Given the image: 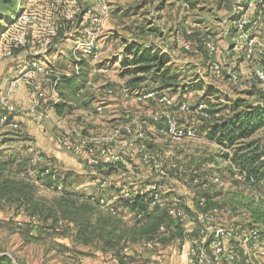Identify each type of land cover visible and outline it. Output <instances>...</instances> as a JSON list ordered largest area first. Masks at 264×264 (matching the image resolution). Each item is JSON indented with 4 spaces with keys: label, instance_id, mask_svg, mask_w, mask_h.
<instances>
[{
    "label": "rangeland",
    "instance_id": "rangeland-1",
    "mask_svg": "<svg viewBox=\"0 0 264 264\" xmlns=\"http://www.w3.org/2000/svg\"><path fill=\"white\" fill-rule=\"evenodd\" d=\"M2 1L3 0H0V47L1 40L4 38V36H2L4 34H1L2 30L7 29L8 27L11 28L9 23L12 20L14 21L22 12H30L32 10L34 11L37 5L35 3L41 2V0H11L13 3L10 6H5L3 5ZM45 1L47 3L49 0ZM109 1L112 3L110 4L112 8L110 10L111 17L109 28L112 31L114 30L115 34L113 33V35H109L106 45H104L103 50H101L99 60H90L91 63L89 62V64L90 70H92L93 66L97 67L104 60H109L110 64L107 67V70L110 71L111 77V82L109 83L121 85L120 82L123 81H127L126 83H128V77H125L126 75L122 74L120 70L116 68V56L121 53L120 51H122V46L119 40L120 37L135 40L147 46H155V48L158 49L159 47H164L166 45V41L170 40L168 39L169 32L167 35H164V37L160 36L161 30L165 29L167 31V29L170 27L173 28L174 26L178 25L177 21L179 18L178 12L175 11V7H170L166 9L161 16H158V19H156L155 8L158 7L159 4L156 3L155 0ZM192 1L194 6L191 9V21L194 23V25H196V30H201L209 34L207 42H215L219 49L218 53L211 54L209 56V53L205 51V49L194 54H186L180 51L174 55L175 61H172V64H170L168 56H165L166 58L164 56L162 57L168 61L166 68L169 69V72L173 75H177L179 79L176 87L177 94L174 92V89H171L170 92H167L170 96H174L176 100V106L172 109L176 117V121L179 126H194L196 128L205 119L209 118L208 120L213 121L212 116L210 114L208 115L207 113L208 110L211 112L216 110H224L220 115H226L229 113L228 107L238 100H243L249 105H256L258 102L262 101L264 85L255 80H249L246 82H241L238 80V83L235 84L232 78L234 76H237L240 79L245 78L242 70L238 68L239 63L235 69L232 64H235L237 61L250 64L242 55L239 58H235L233 53H230V50L233 48L226 51L225 48L229 39L227 37L228 40H223L222 38H225V36L223 33H220L223 20L230 16L233 11L234 2L237 0ZM94 2L99 3V0H94ZM163 4L165 5V3ZM161 6L162 5H160V7ZM153 21L157 28H155L153 31H150V25L153 23ZM157 29H159V31H156ZM231 34H235L234 26L229 34V37H231ZM31 47L36 48L38 46L35 44ZM58 47H61L65 54L69 55L70 47L73 46H71L68 41H64L63 43H59ZM18 52L16 54H18ZM27 53L34 54V52H30L29 48ZM26 55L27 54H25V57ZM52 55L50 59L52 61L51 63H54V65H56V63L67 64L66 60L60 59L59 57L55 58ZM214 62L222 66V73L220 75L212 73L211 65ZM254 62V64H257V62L260 61L256 60ZM51 63H48L47 65L45 64L44 66L49 70V74L37 75L36 78L40 83L41 91L50 98L49 104L53 105L57 99L51 97V83L55 79L51 72L58 71L62 73V70L53 68L52 65H50ZM244 63V66L247 65ZM262 64H264V62ZM18 65V61L14 55L12 57H6L3 50L0 51V117L5 110L3 99L6 97L7 91L6 79L9 78V75L12 72H16L18 70ZM85 71L86 70H84V72ZM18 76H20V74H18ZM92 79L93 83L89 85H85V83L83 84V81L79 82L84 85L81 89L83 94H95L97 91L96 87L104 84L102 82L98 83L95 81L94 77ZM26 86L30 95V104L32 105L36 95L29 85ZM142 89L154 90L151 88V86H145ZM185 89L187 90L186 94H184ZM65 91L66 90L61 92L58 86V95H63ZM72 97L69 95L68 100L71 101ZM72 102L75 105H78V101L72 99ZM12 103L15 105L16 110L20 111V113H29L28 111L31 106L30 104L28 105V110L26 112V110L22 109V106H18L13 101ZM115 103L117 104V106H115V111L117 112L115 114L116 116H113V118L105 114L104 116L96 115L92 110L88 113V115L84 114V118L81 119L83 120V123L89 127L86 128L88 131L86 133L90 135L91 132L92 136L97 139H111L114 137V141H116L115 145L118 147L117 150L119 151H123L126 149V147H130V151L134 153V161L132 164H134L133 167L138 165V171L148 172L147 169L141 167L140 164V155L142 152L140 148L141 145H145L146 151L149 153L160 155L164 165L172 166L170 179L169 181H166L169 182L168 189H172L174 191V193H168L172 195L171 199L176 198L182 203L191 202V205H195V200L199 194L198 191L195 190L196 184H192L191 179H193L196 175L194 171L195 165L202 160L208 161L209 164H211V168L207 166L204 171L199 172V175L202 176V180L200 181H206L209 186L213 184V178L218 176L223 179L222 175H225V173L230 174L228 164L229 162L223 157L222 154L224 150L220 149L217 144L206 141L204 138H187L172 141L170 138L160 135L158 136L155 132H153L150 127L152 125L150 124L152 123V117L150 115L161 108L159 104L157 105L155 102L136 104L132 101H126L122 99H117ZM181 103H187L191 110H195L203 106V111L208 117L204 114H178L176 110ZM77 107L79 108V105ZM123 111L126 113H135L139 111V113L142 112L147 115L145 116L148 118H145L146 124L142 122L143 125L140 127L141 131L143 127L146 129V133L144 132L142 138H137L136 136H127L122 131L124 123L127 122L126 116L124 118L122 116ZM75 112H77V110ZM73 115L76 117L75 113H73ZM77 118L79 117L77 116ZM72 119L74 118H68L66 122L70 123L73 121ZM116 121H118V123ZM15 123L18 124L17 128L7 126L0 121V161H7L9 163L7 168L8 173L6 172V174L9 175L11 179L19 180L21 178L27 179V177L32 178L35 176H32L34 173V168H40V165H36L34 162L36 153H39L38 148L36 149L35 147V141L33 140L34 138L24 131L25 128L22 127V125L17 120ZM37 125L42 126L44 125V122ZM53 126L51 124V128H53ZM145 129L143 128V130ZM252 140H259L264 145V130L259 131L252 138ZM214 162L216 163L215 165L213 164ZM210 169H215L217 172L212 173ZM56 170L59 171L58 169ZM223 181L225 184L227 183L225 179H223ZM232 185V188L237 186V184H234V182H232ZM35 186L37 188L35 194L36 199L38 200L39 205H41L42 208L46 210L47 214L51 202L54 199L61 198L62 195L60 192L50 189L41 181H36ZM218 188L222 189L220 187ZM228 188L229 185H227V190H221L225 199L222 200L223 197L221 196L220 200L222 201L219 202L220 206L217 207L219 209L220 218L224 216L222 214V210L226 202H228L229 205L232 203H237L240 206L243 205L242 207L248 210L249 206H252L251 208L255 209V201L245 197L240 192L230 194V192H227ZM189 191H191L195 196L192 194H187ZM227 197H229L228 200H226ZM253 197L256 198L255 195H253ZM16 210V205L13 206L11 204H4L0 202V251L9 254L14 264H58L54 260V255H51L53 250L62 253V256L65 258L63 264H77V257L93 258L95 255H93L92 251H98L102 247V245L95 242L94 244L89 245L79 243L74 240V237L71 234L66 235V232L63 229L65 221L61 219L59 220V225L56 226L55 231H43L41 228V236H43V238H41L39 241H35V243L32 244L29 241L24 240V238H22V236L19 234L20 226L16 224ZM222 219H224V217ZM61 223L62 225H60ZM129 235L132 237V239H125L123 241V245L129 246L131 258L134 261L137 257H143L144 254L151 252L149 250H145V243L155 240L163 241L164 238H168V236H166L167 234L163 235L157 233L151 236V240H143L139 238L138 233L135 235V233L130 231V229ZM54 239L60 241L69 240L63 242V244H56L57 242H55Z\"/></svg>",
    "mask_w": 264,
    "mask_h": 264
},
{
    "label": "built area",
    "instance_id": "built-area-1",
    "mask_svg": "<svg viewBox=\"0 0 264 264\" xmlns=\"http://www.w3.org/2000/svg\"><path fill=\"white\" fill-rule=\"evenodd\" d=\"M79 0H70L71 6L75 8L73 12L66 14V19L72 21L76 15L84 14L89 21V26L86 28L84 39L79 41L72 51V58L75 64V73L73 77H80L83 71V61L87 60H99L101 55V46L99 44V37L102 32V26L104 21L109 16L110 10L106 3V0H99L97 7L89 8L84 13L78 6ZM180 5L186 11H191V3L189 0H179ZM248 6L254 9L260 7L264 9V0H237L234 9L231 13L230 19L233 21L235 30L234 40L235 49H238L243 53V56L252 67L247 72V78L249 80H255L264 85V64L254 66L257 59L264 58V34L256 35L253 31L257 28L254 15L247 11ZM42 28L46 34V43L51 45L55 36L58 35L60 26L52 20H47L43 23ZM12 30L16 32L13 35V41L10 49L5 53L6 57H12L14 55V48L26 50L37 43L39 38V30L37 28V21L35 17L29 12H22L11 25ZM196 32V25L190 22L183 30L176 32V41L182 46V49L186 53L191 52L192 42L191 38ZM205 46L210 54L218 53V46L215 42L209 41L205 43ZM35 48V47H33ZM45 65L39 60H32L30 68L27 72L20 76H16L10 81L8 86L6 97L3 99L5 106L4 113L0 117L1 123L17 128L16 122L17 110L15 105L12 103L18 88L20 85H29L35 92V100L29 108V114L31 119L36 124L43 123L46 120H51L49 97H47L42 91L40 83L37 81V75H47L49 70L44 67ZM212 73L220 75L222 73V66L214 62L211 65ZM107 67H101L100 72L106 73ZM54 75V81L51 83L52 96L57 99L54 104L61 102V96L57 93V88L62 79V76L70 77L58 71L51 72ZM93 77L89 76L85 79V85L92 84ZM96 93L100 96L103 95H114L117 92L116 87L113 84L105 83L96 87ZM123 95L128 100H134L137 103L143 104L148 102H155L161 107L157 111L153 112L150 116L152 117L153 123L157 128V133L160 136H164L173 140L182 139H193L197 138L196 128L194 126H179L176 117L173 112V108L176 106V100L174 97L167 94H159L154 90L150 89H136L131 90L130 87H124L122 89ZM53 104V105H54ZM203 106L198 109L191 110L187 103H181L178 106L177 111L182 114H195L205 115ZM103 106L100 103L95 107L97 114L102 113ZM14 116V117H13ZM136 116V117H135ZM143 115H129L127 122L123 125L122 131L127 136H136L142 138L144 131L140 129L142 126ZM80 136L79 140H75L71 133L64 135L62 141L63 148L72 154H81L86 152V148H89L88 158L86 159L88 166H98L102 162L113 164L119 168H127L132 165V170H138L139 167H133L134 164V153L130 151V147H126L125 150H117L114 141V137L111 139H97L94 138L90 132L87 134L86 128L80 129L74 127ZM81 131V132H79ZM141 167L146 168L151 174V182L146 187H135L134 188H121L115 195L109 194L110 184L108 180L103 181L99 185L98 192L96 193H81L83 198L89 200L91 203L100 206L107 210L113 216H120L121 206L127 202H132L136 197L149 195L151 197L150 207H160L164 204L163 197L166 192V188L169 187L171 165H164V162L160 155L155 153H149L146 151L145 145H141ZM132 158V159H131ZM37 163H46L49 168H55L54 163L50 160L45 159L41 155L37 154L34 158ZM236 177L240 178L238 170L234 169ZM196 182V181H195ZM213 182L218 187L224 188L225 183L220 177H215ZM264 185V183H263ZM64 186L59 184L56 191L62 193ZM260 196L264 195V192L259 193ZM203 205V204H201ZM204 206V205H203ZM168 213L171 217H175L181 223L186 222V215L182 209L175 206L167 207ZM122 216L125 217V214ZM199 222L201 223L199 229L198 238L195 239L192 246L186 250L189 257V264H239L245 261L247 264H259L257 261L264 256V231L256 225L248 226H225L223 223V217L219 216V209L217 207L211 208L204 212H198L196 214ZM128 216H126L127 218ZM137 220H141L143 217L142 213H136L133 216ZM62 224V223H61ZM21 226V224L19 223ZM165 228L162 227L163 231ZM236 241L240 248H244L245 252L242 253L238 249H229L225 245V240ZM207 243L211 248V254L205 249L204 244ZM155 246L154 242L146 243V249H153ZM125 264H142L139 261H134L130 258V248L124 250ZM77 264H88L87 261L82 257L76 258Z\"/></svg>",
    "mask_w": 264,
    "mask_h": 264
},
{
    "label": "trees",
    "instance_id": "trees-1",
    "mask_svg": "<svg viewBox=\"0 0 264 264\" xmlns=\"http://www.w3.org/2000/svg\"><path fill=\"white\" fill-rule=\"evenodd\" d=\"M44 1L41 0V2L35 3L37 8L35 7L34 11L25 12L32 14L37 21L39 38L36 45L48 48L65 39L66 34L75 26V19L78 15L72 21L66 19V14L75 10L70 4V0H49L47 3ZM2 3L5 6H10L13 1L3 0ZM193 6L192 4L191 8ZM256 11L259 15V13L264 12V9L257 7ZM47 20H52L60 26L59 33L55 36L51 45L46 43V34L42 28L43 23ZM11 22L9 23L10 25L14 21L12 20ZM88 23L90 22L88 21ZM15 32L9 27L2 30L1 34H4L2 35L4 38L1 40L0 51L3 50L4 55L12 45V38ZM208 37V33L197 32L196 30L191 38L192 47L190 54L198 53L203 49L209 53L206 46H204ZM133 47L132 57H124L121 62L125 71L123 74L129 77L128 85L130 89L136 90L151 86L159 94H162L163 90L166 89H174L177 94L176 87L179 79L177 75H173L166 68L168 61L154 52L153 48L136 44H133ZM19 50V48H14V55ZM83 76H62V87L74 93L79 92L85 83V77ZM81 81H83V84L79 83ZM186 92L187 90L185 89L184 94ZM260 102L262 103L249 105L243 100L235 101L228 107L229 113L226 115H220L224 110L212 112L208 110L206 112L212 116L213 121L208 120L209 118L205 119L196 127L197 138H204L206 141L215 143L222 150H225L222 154L229 162V171L234 172L236 168L240 176L239 182L248 185L250 191H255L258 194L264 192V145L261 141L252 140V138L259 131L264 130V94ZM58 111L61 112L59 109ZM176 112L181 114L177 110ZM39 155L56 165L55 160L47 158L42 153H39ZM35 163L36 165L39 164L40 168H34V173L32 174V176L35 175L34 177L15 180L6 174V172L8 173L9 163L0 161V202L16 205V224L18 226H20L19 223L21 224L19 233L26 241L41 240L43 238L41 236V228L43 231H55L61 219L65 221L63 229L66 235L71 234L77 242L79 241L86 245L96 242L102 245L101 248L104 251L113 252L114 257L121 264H125L124 259L126 257L123 253L129 246L123 245V241L129 238L132 239L129 235V229L135 235L138 233L140 239L151 240L152 235L159 234L160 227L163 224H168L167 226L170 227L176 223L169 217L166 210L159 207L151 208V197L145 195L136 197L132 202H127L121 206L122 211L127 210L133 214H143L142 219L138 221L143 222V224L128 228L117 218L119 216L111 215L107 210L70 190L69 187L75 182V178L71 173L61 174L56 170L57 168H49L46 163ZM213 164L215 165L216 163L214 162ZM207 166L210 167L211 164L205 160L197 163L194 168L196 175L191 179V183L196 184L195 190L199 194L195 200L196 209L201 212L219 207L218 199H220L222 194L214 182L209 186L206 181H200L202 176L199 175V172L204 171ZM210 170L212 173L217 172L215 169ZM36 181L43 182L52 190H56L59 184H62L65 188L61 193L62 197L51 202L47 214L46 210L39 205L36 199ZM251 207L249 206V212L252 213L251 217L264 225V207L262 205L255 206V209ZM120 214L123 213L121 212ZM176 224L177 231L169 239L164 238L162 245L172 241L173 238L182 236L181 226H183V223L177 221ZM0 264H14V262L10 256L0 255Z\"/></svg>",
    "mask_w": 264,
    "mask_h": 264
},
{
    "label": "crops",
    "instance_id": "crops-1",
    "mask_svg": "<svg viewBox=\"0 0 264 264\" xmlns=\"http://www.w3.org/2000/svg\"><path fill=\"white\" fill-rule=\"evenodd\" d=\"M155 2L159 4V6L155 8V12H156L155 18L158 19V16H161L162 13L166 9L170 7L171 8L175 7V11L178 12V18H179L177 21L178 25L174 26L173 28L170 27L169 29H167V31L165 29L161 30L160 36L164 37V35H167L169 32L168 39L170 40L166 41V45L164 47H159L160 49L155 48V46H147L138 41L120 37L119 40L122 46V49H121L122 51H120L121 53L116 56L117 59L115 63H116V68H118L122 74L125 73V71L122 68L121 62L124 57H127V56L132 57L131 52L134 48L133 44L140 45V46L144 45L145 47L153 48L154 52L158 53L160 56H164V57L168 56L170 60V64H172L175 61L174 55H176L177 52L181 51L183 53H186L182 49V46L176 41V32L178 30L185 29L188 23L192 22L191 21V11L184 10L182 6L180 5L179 0H155ZM163 3H165V5ZM190 3L192 6L193 1L191 0ZM235 3L236 2H234V5ZM90 4H93V5H90ZM98 4L99 3L94 2V0L93 1L92 0H79L78 6L82 9L83 12H85L89 8L97 7ZM110 4H112L111 1L107 0V5L109 7V10H111L112 8ZM160 5L162 6L160 7ZM246 8L248 12L254 15V18L256 21L257 28L253 31V33L256 35H263L264 34V12L259 13L258 15L256 9L252 8L251 6H248ZM233 9H234V6H233ZM79 15L75 19V26L73 27V29L69 33H67L65 36V39L60 42V43H63L64 41H68L71 44V46H73V47H70L69 55H66L64 50L61 47H58L59 43L52 47H48V48H42V47L29 48L30 52H34V54L27 53L28 49L27 50L20 49L21 51H19L18 54H16L17 53L16 52L14 55V57H16V60L18 61V64H19L17 67L18 70L16 72H12L9 75V78L6 79L7 89L10 84V81L13 78L18 76V74L22 75L23 73L28 71L32 60H39L44 65L45 64L47 65L48 63L52 62L50 59L52 54H53L52 56H54L55 58L59 57L60 59L66 60L67 64L64 63L65 64L64 65L62 63H56V65H54V63H51L50 65H52V67L57 70H62L61 72L63 73V75L66 74V75H71L70 77H73V74L75 73V64L72 58V51L75 45L79 41H82L84 39L86 28L89 26V23L87 22L86 17L83 14H82L83 16H79ZM230 16L227 17L225 20H223L220 33H223L225 36V38L224 37L222 38L223 40L227 39V37L229 39V40L227 39L228 42L225 48L226 51L233 48L232 50H230V53L231 54L233 53L235 58H239L241 55L243 56V54H240L242 52L239 51L238 49H235V45L237 44L235 43L236 41L234 40V35L231 34V37H229L230 36L229 34L233 28V22L229 21ZM110 17H111V12L109 13V16L106 18L102 26V32L99 37V44L101 46V50H103L104 48L103 46L106 45L109 39V35H113L114 33V30L112 31L109 28ZM150 26H151L150 31H153L155 30V28H157L154 21ZM156 31H159V29H157ZM197 32H203V31L197 30ZM25 54H27L26 57H25ZM30 56L33 58H31ZM257 60H259L260 62H257V64H253L254 66L262 65V63L264 62V58L257 59ZM89 62L91 63V61L87 59L83 61L82 75H84L83 76L85 77L84 79H86L89 76H92L95 78V81H97L98 83L102 82L105 84V82H108V83L111 82L109 70L106 73L100 72L101 67L105 68L109 66L110 64L109 60H104L97 67L93 66L92 70H90ZM238 63H239L238 68L242 70V73L244 74L245 78L240 79L237 76L232 77L235 84L238 83V80H240L241 82L249 81V79L247 78V72L250 69V67H252L251 64H247L246 62L244 63L241 61L240 62L237 61L235 62V64H232L234 66V69L238 66ZM243 63L247 65L244 66ZM228 66H231V65H228ZM84 70H86L85 71L86 73L84 72ZM96 78H99V79H96ZM124 82L125 81L120 82L121 85L110 83L116 87L117 92L114 95L100 96L97 93L85 95L83 94L82 90L74 93L71 90L63 88L62 87L63 80H61L59 83V90L61 92H64V90L66 91L65 93H63V95H61L60 103L50 106V114L52 116L51 120L44 121V125L40 126L32 121L29 113H20V111H18V114H16L15 119L22 125V127L25 128L24 131L30 134L32 138H34L33 140L35 141L36 149L38 148V152L44 154L49 159L55 160L54 161L56 164L55 168H57L59 172H61V174L71 173V175H73V177L77 179V182L75 179V182L69 187L70 190L74 191L77 194L81 195V193H86V192L96 193L98 192L99 185L105 180H108L110 184V187H109L110 195H115L118 192V190L121 188H134L135 189V187L137 188L146 187L147 185H149V183L152 180L150 176L151 174L149 172L138 171V170L134 171L132 170V165L128 166L127 168H119L113 164L102 162L98 166H94V167L88 166L86 159L88 158L87 151L89 150V148H86V152L84 151V153L77 154V155L69 153L63 148L62 141L64 139V135L71 133L72 137L75 140L80 139V136L78 135V133L76 134L74 133V132H77V129L74 127H79L80 129L84 127L89 128L87 127L88 125L86 126V124L83 123L82 119L84 118V114L88 115V113L92 110L93 113L96 115L104 116L105 114L113 118V116H116L115 114L117 112L115 111V106H117L115 101H117V99L132 101L136 104H140L132 99L128 100L124 97L122 89H124V87H129L128 83H126L127 81L125 82L126 84ZM167 92H170V89L163 90L164 94L169 95ZM66 94L68 96L70 95V97L74 96L76 98L75 99L74 97H72L73 100L78 101L79 108L77 107L78 105H75L72 102V99L71 101L68 100V96ZM13 102L16 103L20 107L22 106L23 107L22 109L26 110L27 112L28 105L30 104V95L27 91L26 83L25 85L24 84L20 85L15 97L13 98ZM100 103L103 106V111L102 113L97 114L95 112V107L99 105ZM259 103L261 102H258L257 104ZM58 109L61 110V112H59ZM76 110L77 112H75ZM73 113L76 114V117L75 115H73ZM122 114H123L122 115L123 118L126 116V119L129 115H135V114L141 115L142 114L143 120H144L143 123L146 124L145 118L147 117L145 116L147 115L145 113H142V112L139 113V111L135 113H132V112L126 113L123 111ZM77 116L79 118H77ZM68 118L70 119L74 118V119H72L73 120L72 122L68 123L66 122ZM116 122L118 123V121ZM143 123L141 125H143ZM51 124L52 126L54 125L53 128H51ZM150 124H152L150 127L153 130V132H155L158 135L157 133L158 126L155 123H153V121ZM143 128L145 129V127ZM143 131L146 133V129ZM39 153H36V155ZM222 177L223 179H225V181H227V183L225 184L224 188L220 190H225V189L227 190V185H229L227 192H230V194L235 193V192L237 193L240 192L245 197L252 199V201H255L256 207L258 205H262L264 207V195L260 196V194H258L257 192L250 191V189L248 188V185L239 182L240 179L235 176L234 172L230 170V174L225 173V175H222ZM232 182H234V184H237V186L232 188L233 186ZM169 190L170 189L166 188V192L163 197L164 204L160 206L159 208L166 210L168 215L169 213H168L167 207H170V206H175L184 211L186 215V222L183 223V226H181L182 236L178 238H173L172 241L168 242L165 245H162V241H158V240L149 241V242L155 243V246L153 249H146L145 248L146 243H145L144 244L145 250H149L151 252H149L148 254H144L143 257L139 256L136 258V261H139L142 264H189V257L186 253V250H188L192 246L195 239L198 238V232H199L198 230L201 226V223L199 222L196 214L201 211H198L195 205H191V202L182 203L180 200L176 198L171 199L172 195L168 193L169 192L174 193V191L172 189L170 191ZM187 194H192L193 196H195L191 191L187 192ZM253 195H255V197L258 200L254 198ZM221 196L223 197L222 200H224L225 199L224 195L221 194ZM228 199L229 197H227L226 200ZM219 200L220 199H218V201ZM222 200H220L219 202H221ZM259 202H261V204ZM242 206H240L237 203H232L231 205H229L228 202L225 203V206L222 210V214L224 215L223 216L224 225L225 226H241V227L242 226L245 227L248 225H256L260 229L262 228V230L264 231V225L256 221L253 217H251L252 213H250L248 209ZM121 212L125 214V217L122 216L123 215L122 214L117 218H119L123 222L122 224L124 226L134 227V226L143 224V222H138L140 220H137L133 217L134 216L133 213L127 210L125 211L121 210ZM126 216L128 217L126 218ZM169 217L171 216L169 215ZM171 218L173 219V221L177 223L178 220L175 217H171ZM244 218H247V219H244ZM176 223L172 224V226L170 227L167 226L168 224L167 225L163 224L160 227L159 233L163 235L167 234L166 236H168V239H169L174 234V232L177 231ZM162 227L165 228L163 231L161 230ZM68 240L60 241V240L54 239V241L57 242L56 244H60V243L63 244V242H66ZM74 240L76 241L75 238ZM30 243L33 244L35 243V241H32ZM79 243H82V242H79ZM225 245L229 249H238L242 253L245 252V249L240 248L236 241H230L226 239ZM204 246H205L206 251L211 254L212 248L207 243H205ZM92 253L93 255H95L93 258L82 257L87 261L88 264H121L114 257V254L111 251H104L101 248L98 251H92ZM0 255L9 256V254L5 252H1V251H0ZM51 255H54V260L56 263L58 264L64 263L65 258L62 256V253L53 250V253H51ZM130 258H131V253H130ZM257 261L259 262V264H264V256H262ZM239 264H247V263L245 261H242Z\"/></svg>",
    "mask_w": 264,
    "mask_h": 264
}]
</instances>
